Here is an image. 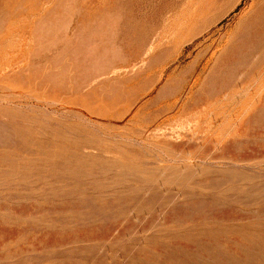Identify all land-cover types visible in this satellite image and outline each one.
Segmentation results:
<instances>
[{"label":"rangeland","instance_id":"374dc122","mask_svg":"<svg viewBox=\"0 0 264 264\" xmlns=\"http://www.w3.org/2000/svg\"><path fill=\"white\" fill-rule=\"evenodd\" d=\"M0 264H264V0H0Z\"/></svg>","mask_w":264,"mask_h":264}]
</instances>
